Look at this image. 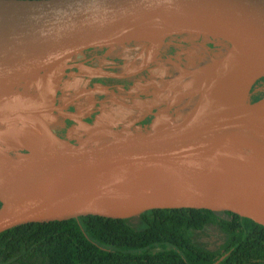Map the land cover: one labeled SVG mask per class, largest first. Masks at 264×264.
Here are the masks:
<instances>
[{
	"label": "water",
	"instance_id": "1",
	"mask_svg": "<svg viewBox=\"0 0 264 264\" xmlns=\"http://www.w3.org/2000/svg\"><path fill=\"white\" fill-rule=\"evenodd\" d=\"M159 33L166 36L159 52L174 48L185 59L174 61L171 70H179L178 79H184L176 90L189 108L183 100L176 112L159 111L141 127L134 126L136 116H109L103 111L109 105L101 106L103 112L92 123L82 121L81 112L71 116L63 112L64 104L55 105L66 70L84 50L108 48L134 66L144 56L122 40ZM191 33L222 40L264 68V0H0V96L9 95V101L0 99V129L32 118L54 144L0 150V234L27 223L88 215L131 219L148 210L182 208L228 212L264 227V125L213 106L217 84L204 75L217 48L190 40ZM29 48L44 52L43 60L29 59ZM127 54L134 57L129 60ZM164 74L171 78L172 71ZM51 76L52 88L44 92V80ZM65 117L76 124L61 138L52 128ZM113 122H121V132ZM158 123L165 124L155 128ZM223 136L228 153H199ZM86 137L98 142L78 146ZM214 163L230 177H176L182 169L196 171ZM137 165L143 169L146 197L122 200L113 193L115 179ZM6 172L14 179L12 187L2 178ZM241 189L248 195L234 200ZM95 197L108 209L90 210Z\"/></svg>",
	"mask_w": 264,
	"mask_h": 264
},
{
	"label": "trees",
	"instance_id": "2",
	"mask_svg": "<svg viewBox=\"0 0 264 264\" xmlns=\"http://www.w3.org/2000/svg\"><path fill=\"white\" fill-rule=\"evenodd\" d=\"M133 220L88 215L27 223L0 234V264H213L221 257L217 264H264V227L250 219L182 208ZM207 225L224 234L218 251L194 240Z\"/></svg>",
	"mask_w": 264,
	"mask_h": 264
},
{
	"label": "flooded vegetation",
	"instance_id": "3",
	"mask_svg": "<svg viewBox=\"0 0 264 264\" xmlns=\"http://www.w3.org/2000/svg\"><path fill=\"white\" fill-rule=\"evenodd\" d=\"M208 40L209 42L206 45L209 47H214V44H222L220 40L215 38H208ZM126 43L139 50L140 54L138 56L141 54L144 56V63L136 60L133 66L129 62H125L124 59L122 60L119 57L109 54L107 51L108 48H88L79 54L71 62L72 66L66 70L67 75L61 82L64 90L60 88L57 91L55 105L59 106L64 104L65 109L63 112L71 116L78 112L83 113L82 121L86 123H92L96 116L103 111H107L109 112V116H114L115 114L130 116L131 118L132 116H136L139 118V121H136L134 126L141 127L147 125L154 117V114L159 111H165L170 108L172 113L176 112L177 105L182 106V101H177L168 96L166 100H162L156 93L151 92L149 87H152L151 82H161L168 78L164 73H171L174 61H178L179 59L185 61V59L182 56H179L180 58L176 56L174 48H171L168 52H159V47L150 59L145 60L147 48L145 42L134 41ZM154 57H157L158 61H162V63L154 62ZM167 60L169 62H166ZM143 66H145L144 69H142ZM89 70L93 72L98 71V75H96L97 73L95 74L96 77L88 75ZM161 76L164 78H160ZM65 79L81 81L80 83H72ZM253 86L250 90V98L251 101H256L264 95V91L261 93V87L264 86V82L261 80L257 85ZM96 90L106 91L107 93L97 92ZM102 105H109L111 108L106 107L102 111ZM47 117V120H50V117ZM75 124L72 117H65L60 123L54 125L52 129L57 136L65 138L68 130ZM163 124L165 123H158L155 125V128ZM113 127L117 132H121L124 126L121 128V122H113ZM84 141H86L85 144H96L98 142L97 140L91 141L90 138L86 137L77 143V145L82 144ZM70 142L75 144L76 141L70 140ZM213 226L207 225L203 229L209 233L213 232V235H210L211 238L214 237ZM213 240H217V242H212L214 245L209 246L210 251H214L217 247L220 249L224 244L223 239L218 240V238H214Z\"/></svg>",
	"mask_w": 264,
	"mask_h": 264
},
{
	"label": "bare ground",
	"instance_id": "4",
	"mask_svg": "<svg viewBox=\"0 0 264 264\" xmlns=\"http://www.w3.org/2000/svg\"><path fill=\"white\" fill-rule=\"evenodd\" d=\"M191 35L201 36L194 33H191ZM165 38V34L159 33L145 36L142 35L134 37V39L125 38L122 41L125 43L142 41L147 45L152 46V48H146L145 60H148L163 44ZM229 52L232 54L223 62L225 65L224 80H215L217 87L215 88L213 106L247 116L264 125V95L256 101H251L250 99V90L253 84L261 77H264V68L254 64L252 61L235 51L232 47L229 48ZM27 56L35 62H40L45 55L44 52L38 49L29 48ZM144 68L145 66L142 67V69ZM90 70L88 72V75L90 76H95L98 72ZM96 75H98V73ZM213 76H215L214 79H217L216 75L213 74ZM51 78L52 76L45 79L44 83H49ZM47 87L52 88V83L50 82L45 86L46 91L48 90ZM8 97L9 95L6 93L2 94L0 99L3 98L9 101ZM45 117L48 119L46 115ZM43 132V128L36 124V121L32 118L20 119L18 124L4 126L3 129H0V150L10 151L13 149L12 145L18 147L19 144L34 150H38L39 148L50 144L54 146L53 142ZM86 141L78 146L84 145ZM211 152L228 153V141L226 137L223 136L216 138L209 145L201 148L199 151L200 154ZM141 170L143 169L140 165L129 167L122 175L116 177L115 181L117 183V188L113 190V193L125 201H138L144 199L146 197V192L142 185ZM176 177L180 180L206 179L210 181H219L228 179L230 174L221 165L214 163L206 165L196 171L182 169L176 172ZM2 178L6 185L12 187L14 179L9 172L3 173ZM247 195L246 191L241 189L235 195L234 200H244ZM89 209L92 211H102L108 209V205L102 200V198L95 197L90 202Z\"/></svg>",
	"mask_w": 264,
	"mask_h": 264
},
{
	"label": "rangeland",
	"instance_id": "5",
	"mask_svg": "<svg viewBox=\"0 0 264 264\" xmlns=\"http://www.w3.org/2000/svg\"><path fill=\"white\" fill-rule=\"evenodd\" d=\"M188 38L190 39V40H192V41H196V40H200L201 42L200 43H204V44H206L207 42H209V40H208V38H210V39H212V37H207V36H196V35H191V34H188ZM219 40V39H218ZM220 42H221V40H220ZM222 44L221 45H218V44H214V48H217V51L216 52H214L215 54H213L214 56H213V59H212V62H211V65L208 67V73H206V71H205V78L207 77V76H212V78H214L215 76H213V74L214 75H216V78L217 79H215L216 81H221V80H224V68H225V65L223 64V62L227 59V58H229V56L232 54H230V52H229V48H230V46H229V44H225V43H223V42H221ZM147 47H149V48H152V46H150V45H146ZM115 57H117V56H115ZM127 59H131L132 57H134V55H132V54H127L126 56H125ZM141 57V56H140ZM121 58V57H120ZM180 58V57H179ZM122 59V58H121ZM123 60V59H122ZM142 62L143 61V59L142 58H140L139 60H138V62ZM161 62V61H160ZM215 62V63H214ZM162 63V62H161ZM164 64V63H163ZM207 69V67H205L204 68V70H206ZM172 71V74H171V78H172V76H175V77H173L172 79H169V78H166V80H164V81H159V82H157V81H154L151 85H153L151 88L149 87V90L151 91V92H153V93H156L157 95L159 94L160 96H158L159 98H161L162 100H165L166 98H167V96L168 97H170V98H174V99H176L177 101H183L185 98H184V96L182 95V93H180L178 90H176V87L180 84V83H182V82H184V79H178V76H179V74H177L178 72H179V70H177V72H173V70H171ZM212 72V73H211ZM180 73V72H179ZM211 73V74H210ZM197 77V74H194L193 75V77H192V84L191 85H193V82H194V77ZM160 78H164L163 76H161ZM187 79V78H186ZM78 80V79H77ZM261 80H263V82H264V77H261L256 83H255V85H257L258 84V82L259 81H261ZM66 81H70V82H74V83H77V82H79L80 83V81L81 80H78V81H74L73 79H70V80H67L66 79ZM196 82H199V80H197ZM49 83H44V86H46V85H48ZM254 85V86H255ZM253 86V87H254ZM47 88H49V87H47ZM164 90H167L166 91V93L165 94H163L162 92L164 91ZM263 91H264V86L263 87H261V93H263ZM252 92V91H251ZM186 93V92H185ZM251 95V94H250ZM192 96V95H191ZM192 98H193V96H192ZM192 98H191V100H192ZM2 99V98H1ZM251 99V98H250ZM185 101V103H187V107L189 108L190 107V103H188L186 100H184ZM193 101V100H192ZM183 105V104H182ZM177 109H179V108H177ZM176 109V110H177ZM186 109V107H184V109L183 110H185ZM171 110V109H170ZM180 118V117H179ZM178 118V119H179ZM22 126V125H21ZM21 126H18V127H21ZM131 219H133V218H131ZM134 220H135V218H134ZM133 220V221H134ZM212 229L214 230V237H210V235H213V232H211V233H209L208 231H205V230H203V231H200V232H197V235H195L194 236V240L197 242V243H199L200 245H202V246H204V247H206L207 249H209V246H211V245H214V244H212V242H217V240H213L214 238H218V240H224V234L223 233H221L220 231H219V229L218 228H216V227H212ZM218 243H219V241H218ZM211 248V247H210ZM221 249V248H220ZM219 250V247H217L216 249H214V251H218Z\"/></svg>",
	"mask_w": 264,
	"mask_h": 264
}]
</instances>
